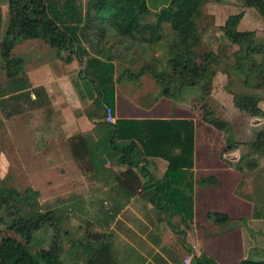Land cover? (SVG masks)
I'll return each instance as SVG.
<instances>
[{
  "label": "crops",
  "instance_id": "0c3cea01",
  "mask_svg": "<svg viewBox=\"0 0 264 264\" xmlns=\"http://www.w3.org/2000/svg\"><path fill=\"white\" fill-rule=\"evenodd\" d=\"M244 2L237 0L241 18L235 29L243 34L246 51H238L239 47L222 34L229 42L232 62L224 74L216 73L207 95L209 111L229 124V134L203 122L205 101L197 86L183 87L174 99L164 98L150 74L133 80L121 77L122 70L111 61L114 121L192 123L190 222L184 224L170 213L159 214L147 201L149 190L133 194L118 184L119 174L128 164L118 162L111 151L109 129L103 124L104 107L96 105L97 89L82 72L83 60L71 56L65 62L42 41L15 44L11 55L20 60L18 72L7 78L4 70L0 91L2 175H15L23 188L37 194L45 184H52L55 191L53 184L66 183L67 196L111 200L113 222L103 234L115 260L124 264H196L195 258L200 256L215 264H238L245 259L264 262V156L254 150L253 138L238 139L239 134L258 131L264 118L238 110L234 106L236 94L225 87L239 79L243 90L236 98L264 114V87H252L251 80L245 82L246 73L264 68L260 46L264 30L253 17L264 14V9L246 8ZM242 22L251 28L240 29ZM246 33L253 34L248 42ZM74 137L85 142L90 171H79L76 166L67 145ZM243 150L246 154L241 155ZM130 161L141 183L160 181L166 171L167 163L160 158L138 156ZM209 213L224 214L228 220L215 224L206 218ZM117 247L122 248L120 255Z\"/></svg>",
  "mask_w": 264,
  "mask_h": 264
},
{
  "label": "trees",
  "instance_id": "16d2710c",
  "mask_svg": "<svg viewBox=\"0 0 264 264\" xmlns=\"http://www.w3.org/2000/svg\"><path fill=\"white\" fill-rule=\"evenodd\" d=\"M8 20L4 37L0 42V57L4 62L7 78L16 75L20 60L11 55L15 44L23 40H39L48 47L59 52L67 51L63 61L68 62L73 56L79 61L83 60V74L94 82L97 89L98 107H113V65L111 63L114 50L106 53L98 49L91 53L83 46V39L87 36L86 25L95 22L96 27H108L109 31L120 37L135 39L146 32L149 38H142L144 42L151 43L158 39L163 24L169 26L177 48L167 59V65L172 74L167 75L155 72L150 68H140L136 73L129 70L121 72V77L135 79L143 73L152 76L159 90V96L174 99L183 87L197 86L202 92L203 100L209 94L210 80L213 72L209 67V58L196 62L194 45L197 42L196 20L199 12L193 0H167L155 13L152 24L142 25L141 21L149 15V8L145 0H91L84 12L74 5V0H6ZM246 8L255 10L264 9L263 0H245ZM241 18V13L229 16L223 25V34L227 40L243 46V34L237 32L235 27ZM101 28L96 32L100 33ZM246 48V46H244ZM101 51V53H100ZM212 63V62H211ZM172 77L181 82L173 91L170 88ZM245 82L251 80L252 87H264V68L246 73ZM205 106V104H204ZM234 106L250 115L264 118L257 108L243 103L234 97ZM202 120L217 131L230 133V126L225 121L216 119L212 113L203 108ZM104 121V120H103ZM109 129V146L116 153L117 161L128 164V168L119 174L118 184L126 191L140 194L149 190L147 201L158 210L159 214L170 213L184 224L192 218V148L193 128L188 120H115L109 124L103 122ZM119 141V142H116ZM228 142V140H226ZM69 151L81 171H90L91 166L87 159L88 152L85 142L80 137L67 140ZM252 146L255 151L264 156V123L254 132ZM138 156L155 157L167 163L166 171L160 181L141 183L132 171L133 162L130 160ZM37 192L26 189L22 194L0 186V203L12 204L27 203L36 200ZM15 207V206H14ZM18 210V209H17ZM16 214L11 224L7 226L10 232L23 238L29 247L43 246V239L34 236L38 229L46 230L50 223L60 222L61 218L53 212ZM206 218L215 224L225 223L228 218L224 214L209 213ZM56 229V228H55ZM65 235V233H64ZM50 246V253L25 252L17 246V242L6 238L0 242V264H63L62 240L56 234ZM70 252L74 254L69 264H124L115 260L111 244L107 235L101 233H88L81 240L72 241ZM196 264H215L213 260L200 256L195 258ZM238 264H264L262 261L245 259Z\"/></svg>",
  "mask_w": 264,
  "mask_h": 264
},
{
  "label": "rangeland",
  "instance_id": "374dc122",
  "mask_svg": "<svg viewBox=\"0 0 264 264\" xmlns=\"http://www.w3.org/2000/svg\"><path fill=\"white\" fill-rule=\"evenodd\" d=\"M59 1L63 2L65 0ZM166 1L167 0H145V5L149 8L150 13L143 18L141 24L145 25L154 23L155 13L161 6L165 5ZM193 1L195 8L199 12V17L196 20L198 38L193 47L196 55L195 59L197 63H200V61L204 58H209V61L212 60V63H209V67L213 72L209 85L210 90L211 82L216 73L220 72L224 74L223 71L225 69L227 70L232 62L228 48L229 42L222 36L223 23L229 16L237 15L238 12H241V7L236 4L237 0ZM90 2L91 0H74V5L80 7L82 12H84L86 5ZM245 17L247 16L245 15ZM253 17L260 22L257 26L264 30V14L256 15L255 13ZM7 20V1L0 0V42L5 34ZM85 27L87 30V36L82 41L83 46L93 54L95 52L97 53L99 51L98 49H100L103 54L106 53L107 50H114L112 61L117 64L118 68H120L122 72L124 70H129L131 73H136L140 68L148 67L155 72H161L171 76L172 72L167 65V59L178 45L168 25H162L158 39L151 43L144 42L142 39L149 38L147 32L142 36L136 35L135 39L131 40L125 37L117 36L112 31H109L108 27L105 25L103 27H96L94 21ZM97 28H101L102 31L97 33ZM250 28L251 24L249 25L243 22L240 24V29L242 30H249ZM246 34L247 37L245 42H248L249 38L253 36V34ZM20 42L21 41L17 42V44ZM37 42L40 41L37 40ZM260 46L264 49V44H260ZM238 51H246V48L241 46ZM66 55L67 51L59 52V57L65 58ZM13 56L15 55L13 54ZM3 63L4 62L0 57V91L2 90L1 85L4 78ZM230 73L232 72L229 71L228 74ZM172 80L173 85L170 88H172L173 91H176V88L181 81L174 77H172ZM233 83L234 85L230 86L229 84L225 87L226 89L229 88L230 91L234 92V94H236L235 97L238 98V95L243 90L240 80L234 79ZM204 101L206 109L209 110V107H207L209 104L207 96ZM2 106L3 105L0 100V113L2 112ZM205 106L203 105V108H205ZM238 137V139L242 141H246L247 139L248 141H251L253 133L252 135L251 133H248V135L242 133L239 134ZM2 141L3 125L0 120V151L3 146ZM244 154H246V150L241 152V155ZM13 169L17 172L16 167ZM10 174H12V171ZM15 178V175L3 176L0 168V186H4L7 189H11L19 194H22L27 188H23V184L19 183ZM68 185L69 184L66 183L53 184L54 188H56L54 191L51 187L52 184H45V186L41 188L42 190L38 194L39 196L37 199L30 200L27 203L12 204V202H9L8 204L3 205L0 203V242L6 238H11L16 241L17 246L25 252L50 253L52 251L50 244L53 242L55 238L54 235L56 234L57 239L62 240V254L60 255V259L63 264H69V259L74 258V254L70 252L71 242L81 240L84 234H103L105 229L107 230L112 224L114 216H112V207L108 203L111 202V200L101 199L98 197L85 199L81 197V195L77 198L70 197V195L67 196L65 190ZM57 191L59 193H57ZM16 210L19 214L23 215L33 212L41 214L53 212L56 216L61 218V221L58 223H50L51 225H49L46 230L41 228L34 232V236L42 238L44 243L41 247L33 248L29 247L23 238H20L17 234L10 232L7 229V226L11 224L15 217ZM115 250L118 255L122 252V248L117 247Z\"/></svg>",
  "mask_w": 264,
  "mask_h": 264
},
{
  "label": "built area",
  "instance_id": "2783aa9c",
  "mask_svg": "<svg viewBox=\"0 0 264 264\" xmlns=\"http://www.w3.org/2000/svg\"><path fill=\"white\" fill-rule=\"evenodd\" d=\"M103 119H104V122L109 123V124L114 122L113 112L110 108L108 107L103 108Z\"/></svg>",
  "mask_w": 264,
  "mask_h": 264
}]
</instances>
